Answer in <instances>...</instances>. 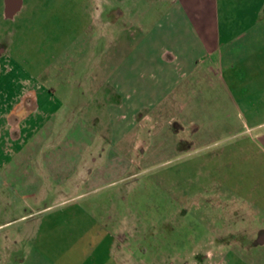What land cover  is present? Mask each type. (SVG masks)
<instances>
[{"label": "crops", "instance_id": "crops-1", "mask_svg": "<svg viewBox=\"0 0 264 264\" xmlns=\"http://www.w3.org/2000/svg\"><path fill=\"white\" fill-rule=\"evenodd\" d=\"M50 1L44 0V9ZM86 3L96 33L93 47L105 39L92 52L93 81L89 87L79 81L83 92L75 99L74 110L89 105L91 123L73 120L64 100L73 93L42 81L50 75L47 67L38 70L31 58L9 51L14 41L0 39V191L13 192L0 199L29 208L16 219L0 220V264H142L126 248V227L116 226L115 211L97 213L89 208L103 206L101 200L82 199L124 173L135 153L138 159L164 158L221 138L189 140L182 133L223 127L225 121L222 125L211 111L237 105L225 70L237 63L236 73L244 77L259 57L264 64L259 54L264 52V0ZM36 9H24L22 0H0V27L15 31L23 14ZM261 68L251 75L261 80L251 84V94L264 96ZM200 94H213L216 101L202 102L196 97ZM100 109L104 123L99 122ZM260 110L264 100L251 116ZM256 119L254 126L264 127V117ZM162 136L170 137V148ZM258 137L264 142V131ZM227 179L223 191L237 201L232 213L238 221L264 224L259 182L250 188L241 182L227 187ZM15 221L22 224L10 237L7 227ZM255 228L243 232L258 237L251 251L264 248V228Z\"/></svg>", "mask_w": 264, "mask_h": 264}, {"label": "rangeland", "instance_id": "rangeland-1", "mask_svg": "<svg viewBox=\"0 0 264 264\" xmlns=\"http://www.w3.org/2000/svg\"><path fill=\"white\" fill-rule=\"evenodd\" d=\"M22 2L24 9L35 6L37 9L25 12L15 31L11 26L0 27V39L14 41L12 46L9 43V51L15 56L31 58L38 70L47 67L50 75L42 81L51 83L58 92L64 88L73 93L64 96L73 120L91 123L89 105L74 110L76 94L83 92L78 87L79 81L87 87L93 81L92 52L96 53L105 44L101 38L99 47H93L97 40L89 4L86 0H51L44 9V0ZM236 46L233 44V51ZM251 48L252 45L248 52L252 54ZM259 54H264L263 49ZM259 59L260 63L256 60L244 77L236 73L237 63L225 70L228 89L237 105H228L225 111L223 108L211 111L222 125L225 121L221 130L206 127L205 134L204 128L196 133H182L189 140L210 135L221 138L210 142L206 139L188 151L164 158L138 159L135 153L127 160L124 173L82 199L101 200L103 206L89 208L97 213L115 211L116 226L126 227V248L133 259L142 258V264H264V248L249 249L256 245L258 237L254 240L246 237L251 230H258L257 226L262 231L264 224L238 221L232 213L237 201L233 196L227 198L223 191V177H228L227 187L241 182L243 187L250 188L259 182V194L264 196V142L258 137L264 127L254 126L256 118L263 120L264 112H256L255 118L250 114L258 101L264 100L262 94H251V84L261 83L251 79L252 73L262 71L263 57ZM80 76L85 78L80 80ZM196 97L210 104L216 101L213 94ZM221 99L219 102L223 104V96ZM96 111L99 122L104 123L105 113L102 109ZM199 113L202 116L203 112ZM161 138L165 148L172 146L170 137ZM12 193L9 189L0 191L5 197H12ZM28 211L21 201L17 200L12 207L0 199V220L16 219ZM12 223L7 227L10 237L14 228L22 224ZM9 250H5V258ZM12 259L8 258L10 262Z\"/></svg>", "mask_w": 264, "mask_h": 264}]
</instances>
